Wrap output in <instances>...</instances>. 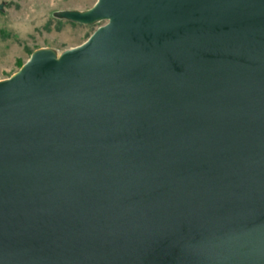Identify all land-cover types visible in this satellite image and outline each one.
Segmentation results:
<instances>
[{"label":"water","instance_id":"obj_1","mask_svg":"<svg viewBox=\"0 0 264 264\" xmlns=\"http://www.w3.org/2000/svg\"><path fill=\"white\" fill-rule=\"evenodd\" d=\"M55 16L104 22L0 79V264H264V0Z\"/></svg>","mask_w":264,"mask_h":264},{"label":"rangeland","instance_id":"obj_2","mask_svg":"<svg viewBox=\"0 0 264 264\" xmlns=\"http://www.w3.org/2000/svg\"><path fill=\"white\" fill-rule=\"evenodd\" d=\"M95 0H0V79L13 74L41 46L57 51L85 40L104 20L82 24L58 18L55 12L87 9Z\"/></svg>","mask_w":264,"mask_h":264},{"label":"trees","instance_id":"obj_3","mask_svg":"<svg viewBox=\"0 0 264 264\" xmlns=\"http://www.w3.org/2000/svg\"><path fill=\"white\" fill-rule=\"evenodd\" d=\"M89 36V35H88Z\"/></svg>","mask_w":264,"mask_h":264}]
</instances>
